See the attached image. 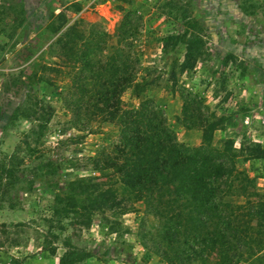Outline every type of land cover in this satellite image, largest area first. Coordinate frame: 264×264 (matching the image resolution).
<instances>
[{
    "label": "rangeland",
    "instance_id": "1",
    "mask_svg": "<svg viewBox=\"0 0 264 264\" xmlns=\"http://www.w3.org/2000/svg\"><path fill=\"white\" fill-rule=\"evenodd\" d=\"M129 12L142 22L135 42L140 97L163 111L176 141L198 147L201 126L214 116L222 124L212 132L213 148L226 149L227 140L235 149L264 148V0H0V264H58L65 251L72 257L64 264H84L89 258L91 264H119L127 256L105 255L114 243L137 253L142 242H153L155 218L131 199L118 174L95 173L85 164L117 142V128L90 122L94 132L87 134L73 126L59 94L69 78L63 81L42 69L60 63L56 35L48 30L58 13L67 24L97 25L113 34ZM191 38L199 41V54L193 68L180 73L184 42ZM39 77L51 85L39 83ZM121 101L125 108L138 104L129 91ZM38 115L47 118V126L29 135ZM25 137H33L28 144L36 153L17 166L28 156ZM47 160L60 169L39 168ZM237 167L264 193V160ZM81 176H94L109 187L118 207L78 218L66 214L63 199L84 203L64 181ZM147 262L162 261L150 253Z\"/></svg>",
    "mask_w": 264,
    "mask_h": 264
},
{
    "label": "trees",
    "instance_id": "2",
    "mask_svg": "<svg viewBox=\"0 0 264 264\" xmlns=\"http://www.w3.org/2000/svg\"><path fill=\"white\" fill-rule=\"evenodd\" d=\"M72 7L78 11L76 4ZM131 18L138 25L134 26ZM96 26L67 24L64 14L58 13L48 30L56 35L60 63L42 69L63 81L69 78L65 91L59 94L73 126L79 125L87 134L94 132L90 122L117 128V142L85 164L95 173L115 171L131 199L143 203L155 218L153 242L141 243L143 259L151 253L165 264H264V193L237 167L241 162L264 160V148L235 149L231 140L225 141L224 150L213 148L212 132L222 124L214 116L201 126L198 147L179 144L163 111L152 100L140 97L143 88L138 80L140 59L135 42L142 31L141 18L132 12L123 15L113 34ZM184 45L180 73L192 69L199 54L195 38L185 40ZM174 75L173 70L171 77ZM38 82L51 85L45 77H39ZM127 91L138 100L136 107H123L121 97ZM44 110L52 111L50 107ZM47 122L43 115L36 116L29 135L45 129ZM32 138L25 137L28 156L16 162L17 166L24 160L31 162L36 153L28 144ZM62 161L75 166L73 161ZM52 162L40 163L39 168L59 170L60 165ZM8 170L11 172V167ZM64 185L75 188L82 197L83 206L63 199V211L76 218L119 205L112 190L94 176L64 181ZM70 257L71 251H65L58 264Z\"/></svg>",
    "mask_w": 264,
    "mask_h": 264
},
{
    "label": "crops",
    "instance_id": "3",
    "mask_svg": "<svg viewBox=\"0 0 264 264\" xmlns=\"http://www.w3.org/2000/svg\"><path fill=\"white\" fill-rule=\"evenodd\" d=\"M117 243H114V245H112L107 252H105L106 256H111V254H113L114 252L117 253V257H119L120 260V256L125 255L127 256L128 260H121L119 261V264H140L142 263V261H144V263L148 264L147 260H144V254H145V250L143 249V247L140 246L139 251L137 253H133V251L136 250V246H134L135 249H132L131 247L128 248H122L123 246H117L115 247ZM120 244V243H119ZM138 245V244H137ZM138 254V255H136ZM116 256V254L114 255ZM158 258V257H157ZM159 259V258H158ZM92 263V258H89V260L87 259V261H85L84 264H91ZM159 264H165L164 262H161Z\"/></svg>",
    "mask_w": 264,
    "mask_h": 264
}]
</instances>
